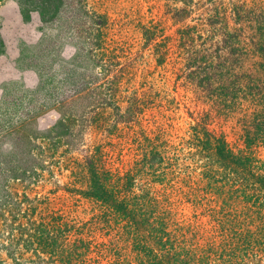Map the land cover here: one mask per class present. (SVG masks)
Here are the masks:
<instances>
[{
    "label": "trees",
    "instance_id": "16d2710c",
    "mask_svg": "<svg viewBox=\"0 0 264 264\" xmlns=\"http://www.w3.org/2000/svg\"><path fill=\"white\" fill-rule=\"evenodd\" d=\"M15 1L22 19L27 20L31 11H35L41 24L56 27L58 35H65L84 52L88 47V51L93 52L90 59L98 67L96 73H105L110 63H106L102 51L97 52L107 19L103 11L88 9L86 0ZM178 1L180 6L170 8L176 22L188 16L192 0ZM229 10L231 26L219 22L223 12H214L203 19L206 26L201 23L198 28L194 23L186 22L177 26L175 32L179 51L184 54L183 75L205 96L212 97L218 109L233 107L240 96L259 103L243 126V146L229 144L222 132L208 127L205 115L189 125L187 137L180 142V146L187 148L181 156L173 152L170 155L161 153L159 146L164 141L158 139L157 134L150 136L141 132L137 133V138L134 136L139 147L140 165L147 168L146 173L152 181L167 184L176 179L194 190L198 193L195 195L197 200L205 203L206 213L216 219L217 225L210 227L206 235L194 238H186L183 233L174 231L161 216L162 210L148 188L139 185L137 190L134 189L132 172L117 174L104 166L103 152L97 143L89 145L80 160H74L76 170L73 175L82 178L79 186L72 190L98 203L105 220L119 228L118 235L130 241L136 258L132 264H264V159L259 158L251 147L253 142L264 145V15L255 14L252 29L258 32L246 37L253 55L259 57L261 72L256 76L236 69L244 49L238 44L244 3L230 2ZM87 21L90 24L83 28ZM155 31L156 26L143 27L145 42L153 39ZM161 49H166L163 39L159 42L157 63L164 57ZM121 73L119 66L104 87L96 84L101 89L98 93L103 90L100 99L87 96L88 100L78 112L63 110L41 133L31 137L45 142H31L27 150L30 162L23 159L21 165H26L20 172L11 169L8 172L5 167L0 180V264H78L82 242L76 244L75 238L65 240L70 225H66L59 214L35 217L34 198H28L24 192L19 197L16 191L7 188V182H21L37 175L41 163L59 148L62 152L73 151L75 139L86 123H98L105 132L111 133L116 131L119 122H136L142 104L135 99L125 113H113L109 123L104 119L106 116L94 112L97 103L100 106L110 103L103 96L117 88ZM90 82H78L70 93L56 100V105L64 106L86 96L89 92H85V88ZM40 86L42 82L36 88ZM183 158L190 160L184 163ZM110 264L130 263L113 259Z\"/></svg>",
    "mask_w": 264,
    "mask_h": 264
},
{
    "label": "rangeland",
    "instance_id": "374dc122",
    "mask_svg": "<svg viewBox=\"0 0 264 264\" xmlns=\"http://www.w3.org/2000/svg\"><path fill=\"white\" fill-rule=\"evenodd\" d=\"M240 1L244 3L245 12L238 28L241 34L238 44L244 49L236 69L258 76L261 72L259 57L253 55L246 37L258 32L253 31L252 24L256 22L255 14L264 15V0H192L188 16L179 22L170 12L173 5H181L178 0H86L88 9L103 11L107 18L100 37L102 44L97 49L98 53H104L106 63H110L104 74L96 73L98 67L92 63L93 52H89L88 47L84 52L65 35H58L56 27L41 24L35 11H31L27 20L22 19L15 0H0V180L6 168L8 172L10 169L15 173L21 171L26 165H21L23 159L26 161L30 156L27 150L31 142H45L31 137L41 133L63 110L78 112L88 100L87 96L100 99L103 90L98 93L99 86L104 87L119 66L122 67L120 83L109 95L103 96L110 103L102 106L97 103L95 114L106 116L104 119L109 123L113 113H125L127 107L133 105L132 100L142 104L136 122H119L116 131L111 133L105 132L98 123H86L75 139L73 151L62 152L59 148L41 163L37 175L21 182H7V188L16 191L19 197L24 192L28 198H34L35 217L59 214L66 225H70L65 240L75 238L76 244L82 242L78 264H110L113 259L132 264L136 260L130 241L118 235L119 228L105 220L98 203L72 190L79 186L82 178L73 175L74 160H80L92 143L101 148V161L111 172L130 171L135 190L139 185L148 188L162 210L161 216L174 231L194 238L206 235L216 224V219L206 213L205 203L197 200L198 193L194 190L176 179L167 184L152 181L147 168L140 165L136 138L141 132L150 136L157 134L158 139L164 141L159 146L161 153L181 156L187 148L180 146V142L187 137L189 125L205 115L208 127L222 132L229 144L243 146V126L259 103L240 96L233 107L218 109L212 97L205 96L183 75L184 54L179 51L175 32L177 26L186 22L198 28L201 23L206 26L203 19L214 12H223L219 22L231 26L230 2ZM89 24L84 22L82 27ZM155 26L153 39L145 42L143 27ZM161 39L166 49H161L164 57L157 63ZM94 75L96 79L92 78ZM81 80H91L85 88L89 93L67 105H56V100L70 93ZM39 82L42 86L36 88ZM100 122L103 123L102 119ZM251 147L264 159V145L253 142ZM189 160L181 159L184 163Z\"/></svg>",
    "mask_w": 264,
    "mask_h": 264
}]
</instances>
